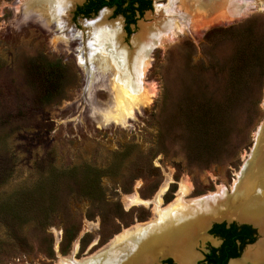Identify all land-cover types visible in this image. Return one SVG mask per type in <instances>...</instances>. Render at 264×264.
I'll use <instances>...</instances> for the list:
<instances>
[{"label":"rangeland","instance_id":"obj_1","mask_svg":"<svg viewBox=\"0 0 264 264\" xmlns=\"http://www.w3.org/2000/svg\"><path fill=\"white\" fill-rule=\"evenodd\" d=\"M28 1L0 0V201L21 191L37 207L23 208L19 223L0 214V264H59L75 246L77 260L96 254L151 220L150 207L126 209L124 198L152 200L168 176L165 204L182 181L193 187L186 199L231 188L264 126V0H175L136 17L128 36L120 13L104 11L93 29L66 11L71 0ZM110 32L121 35L111 64L150 90L127 125H98L111 96L88 86L75 52ZM147 48L151 65L139 76L134 63ZM37 59L63 65L64 96L32 109L44 90L30 73ZM71 168L97 177L103 195L80 190L81 172L56 174Z\"/></svg>","mask_w":264,"mask_h":264},{"label":"bare ground","instance_id":"obj_2","mask_svg":"<svg viewBox=\"0 0 264 264\" xmlns=\"http://www.w3.org/2000/svg\"><path fill=\"white\" fill-rule=\"evenodd\" d=\"M38 1L29 0L27 5L28 7L33 6ZM48 1L50 0H45V2ZM80 1L82 0H71L72 5H69L68 8H66V11L69 12L70 8H72L75 3ZM56 4L58 5V3L53 0L52 5L56 6ZM57 10L58 8L55 9V11ZM106 16L107 15L102 12L96 19L85 22L89 27L94 29L99 23H104L107 20ZM57 28L63 29L60 23ZM115 38H121L120 32H110L107 36L101 37L96 43H86V41H84L82 42L81 49L75 51H79L77 57L80 66L90 73V76L88 75L87 77L88 86L95 87L96 85L101 84L100 86L106 89L111 96L110 103H106L99 112L100 120L98 125L108 121H113L115 124L127 125L130 120L135 118L136 112L141 109L140 107L144 106L146 102H149L148 96H150V90L147 86L145 84L142 85L141 82L139 84L138 81L129 77V75L126 74L127 72L121 73L124 65L118 63V61L116 63L117 68H114L116 66L115 64H111V60L114 63L113 59L117 58L111 56V53H113L112 49L114 47ZM135 41L138 42V38H136ZM155 42L158 45L159 40ZM85 47H91V51H89L90 48L86 50ZM149 49L147 48L145 52H141L142 56H138L134 63L139 76H143L151 65L150 63L152 59L149 54L151 49ZM263 127L264 126H261L259 128V131L256 134V144L252 149V153L244 160V166L241 172L236 175V179L231 188L219 186L218 192L197 198L186 199L185 196L191 192L193 187L190 181H182L179 184V191L176 194V198L169 204L165 205L162 197L168 190L169 184L172 181L171 176H168L167 180L160 187L152 200H144L138 194L124 198V206L126 209L139 205L150 207L153 213L151 220L124 229L110 242L104 245L105 247L103 246L102 249L96 252V254L82 260H77V258H75L78 249V246H75L72 256L66 258L62 257L59 264H149L147 255L152 244L148 239L152 237L151 235L152 233L154 234V232H158V235H161L162 232L166 229H170L181 220H187L190 217L201 215V213H212L214 212V209H220L221 213L226 214H260L261 208L264 204V164H259L262 162L259 160V157L264 154L257 157V151L259 141L263 138ZM255 162L259 165L254 169L253 175L250 177L251 173L249 171H251L250 168L256 164ZM256 182H258L257 185H255ZM138 187L139 185L137 188ZM95 226L96 225L92 224L91 227ZM143 241L145 244H143ZM140 245H142L143 248L145 247V250H141L142 248ZM138 248L142 251L139 252L143 258H140L138 262H135L134 259L135 256H137Z\"/></svg>","mask_w":264,"mask_h":264},{"label":"flooded vegetation","instance_id":"obj_3","mask_svg":"<svg viewBox=\"0 0 264 264\" xmlns=\"http://www.w3.org/2000/svg\"><path fill=\"white\" fill-rule=\"evenodd\" d=\"M166 5V0H82L73 5L75 8H70L69 14L74 21L80 19L85 22L96 19L104 11L111 12L113 16L120 13L123 30L128 36L136 17L146 11L153 13L158 9L167 12L169 8L175 9L177 2L173 0L171 7ZM263 135L264 133L262 137ZM263 150L264 137L259 141L257 157L264 154ZM250 151L252 153V149ZM259 158L264 164V155ZM227 214L214 209L212 213H201L181 220L160 233L161 235L158 232L152 233V237L148 239L152 244L147 255L148 263L264 264V204L260 214ZM142 245V249L139 248L145 250ZM140 249L135 262L143 258Z\"/></svg>","mask_w":264,"mask_h":264},{"label":"trees","instance_id":"obj_4","mask_svg":"<svg viewBox=\"0 0 264 264\" xmlns=\"http://www.w3.org/2000/svg\"><path fill=\"white\" fill-rule=\"evenodd\" d=\"M37 60L32 66L34 72L30 73L35 77V80L38 82V84L43 86L44 90L40 93L35 92V94L31 96L30 104H32L34 107H32V109L41 108L42 103H50L54 97L62 98L64 96V92H61V85L62 79L66 72H58V70L62 68L63 65L58 61L45 62L43 59ZM231 76L234 77V72L231 73ZM2 139H4V137ZM80 172L81 171H79L78 168H71L56 174L60 176H75ZM83 172H85V170L81 172V174L84 176L83 179L80 180L82 182L80 190L91 196H100L101 194L103 195L102 189L99 186V183H97V177L95 184L88 179L90 177H87V173L89 171H86L85 173ZM25 194L27 195V193ZM25 194L21 193V191H17L9 195L7 199L0 201V214L4 215V219L8 221L10 220L9 222L11 223H19L23 216V208L29 207L31 205V207H37L36 195L29 193L28 196H26ZM97 199H99V197ZM7 223L8 222H6V224ZM77 230L78 229L76 228L73 234H75Z\"/></svg>","mask_w":264,"mask_h":264}]
</instances>
